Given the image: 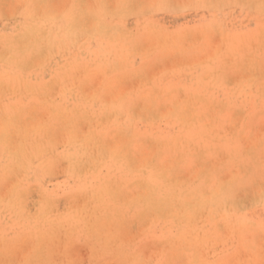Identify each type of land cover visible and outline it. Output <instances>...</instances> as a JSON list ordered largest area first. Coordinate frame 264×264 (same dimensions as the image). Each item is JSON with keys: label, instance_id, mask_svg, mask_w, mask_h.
<instances>
[{"label": "rangeland", "instance_id": "1", "mask_svg": "<svg viewBox=\"0 0 264 264\" xmlns=\"http://www.w3.org/2000/svg\"><path fill=\"white\" fill-rule=\"evenodd\" d=\"M7 1L10 2V0H0V8L2 6L0 9V52L2 51L0 53L1 111L10 110L11 108H18L22 111L24 108L25 111L23 110L21 118L36 121L38 116L43 117L42 112H45L50 98H54L57 103L67 108H76V106L82 105L79 95L85 97V95H82L83 90L84 94L93 90L98 91L100 78L110 77L115 73L114 79L120 76L115 81L117 85L122 86V88H125V85L131 87L128 88L126 86L128 89L126 90L125 88V91L128 93L134 92L136 88L144 85L145 93H149L147 98L152 97L155 93L160 95V99L164 102L160 103V108L163 107L158 110L159 113H163L167 108H170L171 104L186 106L185 103H187L188 106H186L185 111L192 112V115L196 117L193 122L188 121L186 123L182 121L181 123L177 117L157 119V121L154 120L150 123L139 120L141 122L136 123L134 130L141 134L140 136L148 137V140L142 144V147L146 149H149L153 142L162 143L168 140L174 141L177 138L175 142L178 143L176 148L179 153L187 156V158L184 166L178 169V173L173 175L172 180L184 183L186 186L191 185L193 182L196 185L200 180L199 178L203 175L200 174L202 169L206 171L207 175L211 172H218L216 180L210 182L213 186L206 190L205 201L209 199L210 193H213L214 201L218 189L223 191H227L228 188L234 189V196L231 193L224 203L213 205L210 203L204 206V214L213 218V220L204 222V224L208 223L209 226L204 227L203 225L202 228L201 214H190L189 221L202 229L199 232V240L195 244L186 242L178 245L177 242L180 236L178 235L177 237V231H169L168 235L144 238L137 247H129L128 251L134 258H126L120 254L113 256L112 253L116 251H109L104 254L94 253L95 257L91 258L89 251L81 244L74 247L70 246V248L66 249L62 244H60L61 248L60 245H46L48 250L46 249L42 253L41 251L36 252L34 248L35 241H32L30 237L34 227V222L30 218H34L35 199L38 200L39 198V193H36V189H55L58 193H61L63 190L73 186L74 179L76 184L80 182L76 178L79 170H66V160L63 156H57L59 160L57 159L58 161L48 167L50 174L43 169H41V173L37 170H31L29 176L24 178L25 183L22 184V188L26 189L25 195L28 193V188L32 185L25 201L22 200L19 205L8 203L10 199L4 194L9 188L5 186L6 188L4 189L3 186H11L9 182L16 184L19 179H22V175H15L12 172V157L6 150V146L0 144V192H3L2 198L0 196V264H219L218 262L220 264H230L231 262L232 264H258L257 262L259 261H261L259 263L264 264V259L261 256L263 254L261 247L264 243V90L261 91V88H258L260 85L257 84H261L264 80V19H262L264 18V10L262 9L264 8V0H256L258 3H254L253 1L255 0H247L246 2L244 1L245 3L242 2L243 0H238L240 2L236 0V3L235 0H231V3L230 0H213L211 1L213 4L210 3V0H198V3L195 2L190 5V8H188L189 5L187 4H185L187 5L185 8L181 0L180 3L184 7L180 5L181 9L183 8L182 10L178 8L180 4L178 0H172L173 2L171 0H159V3L156 2L158 0H150L149 2L151 3H147L148 0H140L141 2L139 0H117L124 7L122 10L120 8L121 12L117 18L115 17L116 19L106 17L104 18V23L111 26L114 25V28L125 31L128 39H126L127 43L118 42V44H112L111 40L107 41L104 37L92 35L91 31H89L91 30L89 26L92 24L87 25L89 28L87 33L86 24L88 21H85V19L76 18L67 23L55 22L49 19L36 21L35 18L41 17V14L46 10L57 14L56 7L58 5L56 3L54 5L57 6L53 7V5H50L53 4L52 2H58L60 9H62L66 7V4L63 5L66 0H25V5L21 9L19 6H16L17 8L14 7L17 1L19 4L21 0H12L15 2L12 3L14 6H11L12 1L8 4ZM47 1L48 3L46 4ZM60 1L63 2L62 5ZM67 1V8L72 7L76 3L73 8L76 11L80 6L84 7L83 5H88L94 0H77L78 3L76 0ZM88 1L90 2L87 3ZM105 1L109 5V10L113 1L114 3L116 2V0ZM137 1L139 6L136 5L138 4L136 3ZM153 2H156L154 4L156 6L152 8ZM132 4L134 5L132 6ZM143 4H145L144 6L147 5L145 7L147 9L144 12H142L144 9ZM149 4H151L150 7ZM176 6L178 9L175 8ZM223 6H226L227 9L223 8ZM134 7L139 11H136ZM140 7L142 10H140ZM54 8L55 11H53ZM131 8L133 9L131 10ZM154 8L155 10H153ZM5 9L8 15H10V11L11 14L13 12L15 15L7 16ZM122 11L124 12L122 13ZM131 11L133 13L136 11L139 15H135L136 12L131 15ZM126 14H129V16ZM5 16L7 17L5 18ZM127 17L130 19H127ZM77 20L78 22L76 23ZM76 25L77 27L81 25V27L84 25L86 27L84 26L83 29H85H81L79 32V28H76ZM34 26L40 31L53 29L50 37L53 39L54 45L52 44V48L46 54L44 48H40L41 42L27 33V29ZM158 29L160 31H157ZM220 29H224L225 32L223 30L219 31ZM159 36L172 39V41H168L166 49H154L155 46L153 45L156 44ZM99 43L108 50L105 52L110 53L109 58L115 57L116 55L114 54H117L116 57L118 59L114 63L125 66V71L114 70V67L105 65L108 55L98 47ZM150 46L153 47L152 50ZM216 46L218 49H216ZM147 48H150L148 50L151 51H146ZM213 49L215 53L217 52L216 54ZM143 50L144 52H142ZM137 51L139 52L138 54L136 53ZM244 54L248 55V57ZM206 55L207 58H205ZM171 56L173 59L174 56L175 59L178 57L179 61L177 59L173 60ZM35 58L38 60L36 63ZM39 58L40 60L43 58L40 61L41 64L39 63ZM183 61L184 63H182ZM106 63L109 62L107 61ZM172 63L174 65L171 66L170 64ZM177 63L180 65H176ZM169 65L172 68L168 69ZM255 72L257 73L256 75H254ZM145 74L147 77H144ZM247 74L250 77H247ZM89 75L90 78L87 81L86 77ZM138 76L139 78L144 77L145 80L143 78L142 83H139L141 78L139 79ZM204 77L208 78L205 79ZM58 78H61V81ZM138 79L139 82L137 84ZM75 80L76 82L74 83ZM86 81L87 84H83ZM146 82L147 85H145ZM78 84L83 87L77 88L80 93H77V89L73 87V85L78 87ZM135 84L137 85L134 86ZM62 89L64 90L62 91ZM153 90L156 92L154 93ZM58 91H62L60 94L64 93L65 95L58 94ZM105 98L107 99L108 96L103 98V102L106 101ZM206 102L207 105L205 104ZM221 104L222 106H220ZM31 107L32 110H30ZM100 108L101 105L99 104L93 107L96 110ZM132 108L135 112H133ZM136 109L141 111L142 103L140 101L132 105L129 108V112L127 110L123 116L132 118L133 115H137L136 112L138 110L136 111ZM28 110L32 112L30 113ZM177 112H179L178 109ZM79 122L81 129L86 128L85 124L87 125V122L85 119H80ZM178 122L181 123H179L180 126ZM102 127L105 126L103 125ZM57 128L56 131H52L56 136L61 132ZM103 132L107 134H102L109 135L108 137L112 138L113 131ZM239 132L241 133L238 134ZM253 147H257V149L252 150ZM61 149L62 147L57 145L52 149V152L58 153ZM216 149L220 153L224 152L226 154H220ZM201 151L206 153V160L200 154ZM192 153L198 155L196 156ZM231 157L236 160V164L228 162V158ZM240 160L242 165L238 166ZM213 164L216 165L213 166ZM204 166L207 167L205 168ZM240 166L243 170L251 172L250 176L243 177L235 187L229 185L226 189L222 188L221 185L227 184L237 173L238 168L241 169ZM106 169L110 171V174H114V172L116 174L115 167H106L101 173L105 174ZM65 173L73 174L67 177ZM118 173L119 171L116 175ZM115 174L112 175L114 178ZM101 176L98 179L103 177ZM98 184L96 183L93 187L95 188ZM2 188L4 189L3 191ZM118 193L122 194L120 191ZM29 194H31L30 197ZM84 194L86 195L87 192L83 191L80 194L81 196H77V199L58 200V205L56 203L57 207L49 209L50 216L55 217L56 213L64 211L65 206L66 208L68 206L73 208L75 205L74 209L81 207L82 202L80 201L85 199ZM125 195L130 194L125 191ZM77 203L78 205H76ZM123 204L131 206L130 203L124 202ZM32 212H34L33 215ZM167 217L172 219L169 207L158 209L156 214L149 213L136 217V219L140 220L132 224L128 230L121 231L120 239L127 241L133 236L144 235L147 232L158 229L161 220ZM227 220L234 223L236 233L233 237H229V231L225 228ZM242 227L247 232L243 239L239 233ZM58 232L59 230L56 234ZM217 234L219 236L216 237ZM167 236L173 243H169ZM23 239H26L27 243ZM165 239L168 241L165 242ZM19 240H23V243ZM226 241H229V243ZM27 244L29 246L33 244V246L30 248ZM165 244L167 247H164ZM77 247L79 250H76L78 249ZM240 250L242 251L240 252ZM174 254L176 256L180 254L179 257L181 258L176 257ZM24 256H26L25 259L22 258ZM133 259H135L134 262Z\"/></svg>", "mask_w": 264, "mask_h": 264}, {"label": "bare ground", "instance_id": "2", "mask_svg": "<svg viewBox=\"0 0 264 264\" xmlns=\"http://www.w3.org/2000/svg\"><path fill=\"white\" fill-rule=\"evenodd\" d=\"M11 1L12 0H10V2ZM48 1L46 2V4L48 3ZM66 1L64 3L63 2L60 3L61 5H62V3H63V5L66 4V7H63L62 9H60L58 2H55V3L52 2L53 4H50V5H53V7H56L58 5L56 7L57 14L52 13L49 10H46L45 12H43V14H41V17L35 18L36 21L49 19V20H52L55 22L60 21V22L67 23V22L75 20L76 18L85 19V21H88L86 26L88 24L89 25L92 24L91 26H89V28L91 27V30H89V31H91L92 35L104 37V38H106L107 41L111 40L112 44L113 43L118 44V42H126L127 43L128 39L126 38L125 31L114 28V25L111 26V25L104 23V18H106V17H109L112 19L115 17L117 18L119 13L121 12L120 8L122 10V8L124 7V5L121 6L122 4L117 2V0L115 3L113 1L112 6L110 7L111 8L110 10L108 9L109 5L107 4V2L105 0H94L92 3H89L90 1H92V0H90L87 2V3H89L88 5L82 4L84 7L80 6L82 8L79 7V8H77L76 11L73 10L76 3H74V5L72 7L67 8L68 1H67V3H66ZM143 1H146V0H143ZM149 1L150 0H148L147 3H151ZM171 1H170V3H171ZM175 1H174V4H175ZM178 1L180 3L181 0H178ZM197 1L198 0H182V3H183V6L185 4L189 5L188 8H190L191 7L190 5L194 4ZM211 1H213V0H210V3H212ZM244 1L246 2L247 0H243L242 2L245 3ZM257 1L255 0L253 2L255 3ZM261 1H263V0H261ZM4 2H6V1H4ZM10 2L7 1V4ZM19 2H21V3L18 4V1H17V4L14 6L12 3H15V2L12 1L11 6H14V7L19 6L20 9L23 8L25 5V0H21ZM156 2L159 3V0ZM156 2H153L152 5L149 4V7L151 5V7L153 8V6ZM238 2H240V1H238ZM56 3H57V5L55 6L54 4H56ZM77 3H78V1H77ZM136 3H138V1ZM142 3H144V2H142ZM176 3H178V2H176ZM230 3H231V0H230ZM235 3H236V0H235ZM4 4H6V3H4ZM4 4H2V5H4ZM133 5L134 4H132V6ZM136 5L139 6V3ZM144 5L145 4H143V6ZM180 5H181V3L179 4L178 8H179V10H182L184 7L181 5L183 7L181 9ZM187 5H185V8L187 7ZM218 5H219V3H218ZM146 6H144V9H143V7L141 5L143 10L141 9V7H140V10H142V12H144V10L147 9V8H145ZM230 6H231V4H230ZM40 7H41V5H40ZM50 7H52V6H50ZM201 7H203V6H201ZM1 8H2V6H1ZM45 8H44V10H45ZM175 8H177V6ZM223 8H226V6H223ZM132 9L133 8H131V10ZM134 9L136 10L135 7H134ZM149 9L147 10V13H148ZM262 9L264 10V8H262ZM10 10H11V8H10ZM14 10H16V9H14ZM39 10H40V8H39ZM153 10H155V8ZM187 10H189V9H187ZM11 11L9 12V14L13 15L14 13L12 12V14H11ZM53 11H55V8ZM3 12H4V10H3ZM5 12H6L7 16H10V15H8L7 10ZM38 12L40 13V11H38ZM123 12L124 11H122V13ZM134 13L132 11L130 12L131 15L132 14L134 15ZM126 15L129 16V14H126ZM135 15H139V13L137 14V12H136ZM262 15H263V13H262ZM7 16H5V18ZM37 16H38V13H37ZM123 17H124V15H123ZM123 17H122V19H123ZM131 18H132V16H131ZM127 19H130V18L127 17ZM262 19H264V18H262ZM78 20L76 21V23L78 22ZM83 23H85V22H83ZM81 26L77 27V25H76V28H79L78 29L79 32L81 31V29H83V27L85 25L83 27H81ZM35 28H36L35 26L28 28L27 33L30 36L36 37L41 42V44L43 46L40 44V48H44L45 54H46V53H48L49 49L52 48V44L54 45V41L50 37L52 32H53V29L50 28V29H47L44 31H40L39 29H37V28L35 29ZM68 28H70V27H68ZM89 28L87 26V33H88ZM222 30L224 31V29H220L219 31H222ZM157 31H160V30L158 29ZM262 33H263V31H262ZM217 34H218V32H217ZM161 36L157 37V42L155 45H153V46H155L154 49L155 48H159L161 50L166 49V47L168 45V41H172V39L161 37ZM174 36H176V35H174ZM174 36H172V37H174ZM201 37H202V33H201ZM221 40H222V38H221ZM71 42H72V39H71ZM218 45H220V44H218ZM98 47L104 52L108 51L104 47H102L100 43L98 44ZM187 47H188V45H187ZM221 47L223 48L222 45H221ZM152 48L153 47H151V50H152ZM148 49H150V48H147L146 51H151ZM216 49H218V47ZM213 51H214V49H213ZM142 52H144V50ZM136 53L138 54L139 52L137 51ZM211 53H212V51H211ZM214 53H215V51H214ZM40 54H41V52H40ZM105 54L108 55V57H107L108 59H106L105 65H109L111 67H114L115 68L114 70L125 71V69H124L125 66H122V64L119 65V63H114V61L118 59L116 57L117 54H114L116 56L112 57V58H109L110 53L105 52ZM41 55H40V57L43 56V55L42 56ZM245 56L248 57V55H245ZM3 57H4V55H3ZM36 57H38V56H36ZM202 57H203V55L201 56V59H202ZM193 58H195V57L193 56ZM205 58H207V55ZM205 58H203V59H205ZM36 59L37 58L34 59L35 63H36V61H38ZM172 59H173V57H172ZM174 59H175V56H174ZM178 59H177V61H179ZM201 59L198 58L199 61ZM41 60H43V58H41ZM41 60L39 58V63ZM198 60H197V63H198ZM107 61L109 63H106ZM170 61H171V59H170ZM194 61H196V60H194ZM204 62H206V61L204 60ZM29 63H30V61H29ZM182 63H184V61ZM201 63H203V61ZM187 64H189V63H187ZM187 64H185V65H187ZM191 64H193V63H191ZM154 65H156V64H154ZM170 65L172 66L174 64L172 63ZM176 65H180V64L177 63ZM29 66H30V64H29ZM171 66L170 67L167 66L168 69L172 68ZM175 66H173V67H175ZM33 67H34V65H33ZM25 68H27V67L25 66ZM145 70H147V69H145ZM105 73H106V71H105ZM136 73H137V71H136ZM146 74H147V72H146ZM146 74L144 77H147ZM256 74L257 73L255 72L254 75H256ZM259 74H261V73H259ZM100 76H101V74H100ZM139 76H138V78H139ZM207 76L209 77V75H207ZM248 76H249V74H247V77ZM114 77H115V73H113L112 76H110V77H101L99 80V83H98V85H99L98 91L93 90V91H90L89 93L85 92V94H84V90H83L82 95H85V97L79 95L80 96L79 100H81L82 105L76 106V108H67V107L63 106L62 104L57 103L54 98H50L48 101V104L46 105L45 112H42L43 117L38 116L36 121H29L30 119L28 120L27 119L28 117L26 118L27 120H24L23 117L21 118V116L23 115L24 108L22 111L18 108H11L10 110H2V111L0 110V144H3L4 146H6V148H7L6 150L8 151L9 155L12 157V159H11L12 160V166H11L12 172L15 175H22V179L21 180L19 179L16 182V184L15 183L11 184L8 181L11 186H8V185L3 186L4 189L6 188L5 186H7L9 188L8 190H6V193H5L6 195L4 194V196H6L7 198L10 199V202H8V203L19 205L20 202L22 203V200L25 201L26 197L28 196L27 194L30 191L29 188L32 185L28 188V193L25 195L26 189L22 188V184L25 183L24 178L29 176V173L31 172V170H33V171L37 170L38 172L41 173V169H43L45 172L50 174L48 167H49V165H51V164H53L59 160V158H57V156L58 157L63 156L64 159L66 160V162H67V166L65 167L66 170H68V171L79 170V174L76 176V178L80 182L76 184V181L74 179L73 180V182H74L73 186L63 190L61 193H58L55 189H51V190H48V189L44 190L43 188L36 189V193L37 192L39 193V195H38L39 198H38V200L35 199L36 204H35L34 218H30V220L34 222V227L32 229V232L30 233V235H31L30 237H31L32 241H35L34 242V248H35L36 252H40V251H41V253L45 252L47 249L46 245H60V244H62L63 247L66 249V248H70V246L74 247V246H78V244H81L82 246H84L89 251V255H91V258L95 257L94 253L104 254V253H107L109 251H116V252L112 253L113 256H115V255L118 256V254H120L126 258L127 257L128 258L129 257L134 258L132 256V254L129 253L130 251H128L129 247H131V246L137 247L144 238L161 237L164 235H168L169 231H177L176 232L177 237H178V235L180 236L179 241L177 240L178 245L186 243V242H189L191 244H195L199 240V232L202 229H201V227L196 226L189 221L190 214L191 215H200L201 214V223H202V228H203V225H204V227L208 225V223L204 224L205 221H209L211 219L213 220L212 217L204 214V206L208 205L210 203H211V205L224 203L227 201V199L231 195V193H232V196H234V191H233L234 189L228 188L227 191H223L221 189H218V191L215 194L214 201H213V193H210L209 199L207 201H205L206 190L213 186V184H211L210 182H214L216 180L218 172H211L207 175L206 171L204 169H202L200 174H203V175L201 176V178H199L200 180L198 179L199 181L196 185H195V182H193L191 185L186 186L184 183L174 182L172 180L173 175L178 173V171H179L178 169H180L182 166H184L185 160L187 158V156H184L183 154L179 153V151L177 150L176 144H178V143H175L177 140L176 137H175L176 140H174V141L173 140H171V141H169V140L165 141L164 140L165 142H162V143L153 142L152 146L149 149L142 147V144L148 140L147 139L148 137L140 136L141 134H138L136 132V130H134L136 123L141 122L139 120H144V121H146V123H150V122H153L154 120L157 121V119H164V118L169 119V118L177 117L180 122L181 121L185 122V123L188 121L193 122L196 119V117L194 115H192V112H190V111L186 112L185 111V109L187 108L186 106H188L187 103H185L186 106H181V105H177V104L172 105L171 104L170 108L166 107L167 109L163 113H159L158 110L163 107L162 106L160 108V103H163L164 101H162L160 99V97H159L160 95H157V93H155L156 91L153 90L155 94H153L152 97L147 98L149 96V93H145V89L143 88L144 85H142V87L139 86V88H136L134 90V92L128 93L127 91H125V88H126V86L128 88H131V87L128 85H125V88H122V86H119L115 83L116 79L120 78V76L119 77L116 76L117 77L116 79H114ZM89 78H90V75L88 77H86V80L88 81ZM143 78L140 79V82L138 79V81L136 83L137 84H138V82L142 83ZM204 78L207 79L206 77H204ZM58 79H60V81H61V78H58ZM144 80H145V78H144ZM149 80H150V78H149ZM87 81L83 84H87ZM75 82H76V80L74 81V83ZM147 82L145 85H147ZM137 84H135L134 86H136ZM257 84L260 85V87H258V88L259 89L261 88V91H263L264 90V80L261 84H259V83H257ZM139 85H141V84H139ZM81 86H82L81 84H78V87L73 85V87L76 89L81 87ZM81 88H83V87H81ZM128 88H126V90ZM251 88H253V87H251ZM59 89H60V85H59ZM133 89H134V87H133ZM63 90L64 89H62V91ZM159 90H161V89H159ZM62 91H60V92L58 91L59 92L58 94H60ZM162 91H164V90H162ZM76 92L77 93L79 92L78 89ZM130 94H132V95L130 96ZM60 95H65V94L62 93ZM76 95H78V94H76ZM165 95H167V94H165ZM165 95H163V96H165ZM203 95H204V93H203ZM106 96H108V98H107L108 100L105 98L106 101L103 102V98ZM76 98H78V97H76ZM188 100H186V101H188ZM202 100H204V99H202ZM139 101L142 103L141 111L136 109V111L138 110L137 112H139V113L136 112L137 115H133L132 118H125L123 115H125L127 110L129 112V108H131L132 105H134L135 103H137ZM96 104L101 105V108L99 110L93 109V107L96 106ZM205 104L207 105V102ZM220 106H222V104ZM220 106H219V108H220ZM32 107L30 110H32ZM217 107H218V105H217ZM177 109L179 110V112H177ZM30 110H28V111H30ZM31 112L32 111H30V113ZM133 112H135L134 109H133ZM26 114H28V113L26 112ZM80 119H85V121L87 122V125L85 124L86 128L81 129V127L79 125ZM180 122H178V125ZM190 124H188V125H190ZM58 125H60V126L57 128ZM103 125L105 127H102ZM236 127H238V126H236ZM56 128L59 132L61 131L60 134H58V132H57V134H58L57 136L52 133V131H56ZM184 128L186 129L185 125H184ZM109 130L113 131L112 132V138H109L108 137L109 135H106L107 133L103 132V131H109ZM102 133H106V134H102ZM240 133L241 132H239L238 134H240ZM149 141H151V140L149 139ZM240 142H241V140H240ZM57 145L62 147L61 151L58 153L52 152V149ZM200 148H202V147H200ZM255 149H257V147L252 148V150H255ZM216 151H217V149H216ZM217 152L220 153V151H217ZM200 154H202L204 157V160H206V156H205L206 153L204 151L202 153V151H201ZM220 154H226V153L222 152ZM193 155H196V154H193ZM235 161L236 160L233 157L228 158V162H230L232 164H236ZM206 162H204V163H206ZM215 165L213 164V166H215ZM239 165H242L241 160L238 162V166ZM243 166H244V164H243ZM104 167L105 168L106 167H109V168L115 167L116 174L118 171H119V173H118V175H116L114 172L115 178L112 176L114 174H110V171L107 169L105 170V174H102L101 171L103 169H105ZM204 167L206 168L207 166H204ZM215 173H216V175H215ZM70 174L72 175L73 173H65V175L67 177H70ZM250 174H251V172H248V170H245V169L243 170L242 167H241V169L238 168L237 173L232 177V179L227 184L221 185V187L225 188V189L229 185L232 187H235V185L238 184L243 177H248V176H250ZM100 176L102 178L98 179V178H100ZM96 183H99V184L94 188L93 186L96 185ZM4 189L2 188V191ZM83 191H86L87 194L86 195L84 194L85 199H82L83 201H80V202H82L81 207L74 209V207H75L74 204L76 202L74 200L75 201V202L73 201L74 204L72 203L74 205L73 208H71V206L70 207L68 206L66 208V206H65L64 211H62L60 213H56L57 215H55V217L50 216V210L49 209L55 207L58 200H60V199L66 200L68 198L77 199L78 198L77 196L82 194ZM118 191H120L122 194L120 195L118 193ZM125 191H127L130 195H125ZM2 193L0 192V196L2 195ZM30 195L31 194H29V197H30ZM1 198H2V196H1ZM70 201H72V200H70ZM80 202H79V204H80ZM124 202L130 203L131 206H125L123 204ZM57 205H58V203H57ZM76 205H78V203ZM167 207L170 208V213H171L172 219H169L168 217L162 219L158 229H154L153 231L147 232L144 235L133 236V238L128 239L127 241H123L120 239V232L121 231L128 230L132 224L137 223L138 220H140V219H136V217H141V216L147 215L149 213L150 214H152V213L156 214V211L158 209H165ZM60 210H62V209H60ZM33 213L34 212H32V215H33ZM28 214H31V213H28ZM152 222H154V221H152ZM226 222H227V224L225 225V228H227L229 231V237H233V235L236 233L234 223H233V221H229V220H227ZM58 230H59V232L56 234V232ZM206 232H208V231H206ZM239 233H240L242 239L247 235V232H246L244 227H242L240 229ZM217 236H219V235L217 234L216 237ZM167 237L169 238V236H167ZM167 239H165V242L168 241ZM23 240H26V239H23ZM23 240H21V241L19 240V241L22 242ZM169 241H170V238H169ZM29 242H31V241H29ZM165 242H163V243H165ZM226 242L229 243V241H226ZM26 243H27V240H26ZM169 243H173V242L170 241ZM166 244H168V243H166ZM166 244L164 245V247L166 246ZM32 246H33V244H32ZM32 246H29V247L31 248ZM223 246H224V244H223ZM113 247H115V248L113 249ZM60 248H61V245H60ZM261 248L263 251V254L261 256L264 259V243L262 244ZM76 250H79V248ZM9 251H10V249H9ZM241 251L242 250H240V252ZM28 252H30V251H28ZM58 252H59V250H58ZM135 252H136V250H135ZM11 255H13V254H11ZM174 255L176 256V254H174ZM179 255L176 257H179ZM26 256H27V254H26ZM26 256H24L22 258L25 259ZM137 256H138V254H137ZM230 256H228V257H230ZM236 256H234V257H236ZM27 257H29V256H27ZM228 257H227V259H228ZM179 258H181V257H179ZM257 258H259V257H257ZM122 259H124V258H122ZM134 260L135 259H133V262H134ZM238 261H240V260H238ZM82 262H84V261H82ZM259 262H261V261H259ZM259 262H257V263L261 264ZM263 262H264V260H263ZM218 263L220 264V262H218ZM249 263H250V261H249ZM230 264H232V262Z\"/></svg>", "mask_w": 264, "mask_h": 264}]
</instances>
